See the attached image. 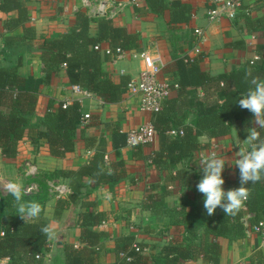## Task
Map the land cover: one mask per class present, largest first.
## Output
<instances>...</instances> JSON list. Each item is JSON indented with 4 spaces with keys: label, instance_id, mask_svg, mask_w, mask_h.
<instances>
[{
    "label": "trees",
    "instance_id": "16d2710c",
    "mask_svg": "<svg viewBox=\"0 0 264 264\" xmlns=\"http://www.w3.org/2000/svg\"><path fill=\"white\" fill-rule=\"evenodd\" d=\"M145 1L150 10L158 15L170 10V25L188 24L192 18L191 5L182 0ZM254 8L246 10L245 20L249 30L255 34V59L219 75L202 70L197 59L189 55L175 59L177 81L173 85L178 90V96L167 99L163 110L155 114L152 123L160 137V149L144 158L159 169L172 170L166 178L163 196L169 185L175 184L193 190L195 197L185 202L180 210L164 208L163 198L155 196L160 192V185H153V193L146 196V208L155 214L170 217L175 226L181 225V236L173 238L159 254L153 256L145 254L149 245L138 242L135 235L118 237L114 249L117 264H179L180 261L198 258H203L208 264H220L223 255L221 239L244 238L249 229L264 220V181L246 185L251 195L235 216H226L220 208L216 209L217 215L208 216L203 206L204 196L196 188L203 177L202 159L197 156L198 151L205 149L200 137L219 138L230 134L235 126L240 140H244L250 128L255 126L253 114L238 104L241 96L251 87L245 79V71L253 62L254 74L264 77V15L252 18ZM0 10L18 11L17 26H26L29 21L28 8L23 0H0ZM240 13L241 10L238 17ZM97 24V35L91 36V19L79 11L76 24L69 32L58 37H44L36 50L41 53L45 66V81L65 67L73 85L96 94L106 104H117L122 101L123 89L131 79L127 75L112 77L104 69L102 52L96 47H109L113 51L121 48L126 53H134L140 45L139 35L115 25L109 18L101 17ZM25 28L26 34L33 30ZM232 44L241 47L238 42ZM20 61L15 65L0 64L2 155L8 160L16 158L20 142L29 135L35 143L45 139L52 156L66 157L75 150L83 115L81 103L74 101L64 107V102H59L56 107L50 106L43 116H38L39 91L19 72ZM171 130L178 131V134L171 135ZM261 132L264 135V130ZM144 147H134L136 156L142 157ZM107 161L106 153L97 149L89 163L79 169L58 171V176L70 180L73 193L68 199L58 201L56 218L65 209H87L95 204L83 199L92 194L94 188L87 187L85 178L92 180L94 186L106 185L110 188H115L124 180V163H111L113 168L110 170ZM225 173H222L224 189L240 187L239 170L235 181H231ZM47 195L48 187L45 185L35 194L25 193L23 200L42 202ZM17 214L15 198L11 194L3 196L0 203V264L5 259L9 260L7 264H47L50 241L40 229L51 221L41 213L38 220L25 223ZM70 218L68 226L80 228L84 246L65 244L62 247V264H99L102 245L109 234L97 228L108 220V214L87 210L77 213L74 210ZM136 245L140 246V250L136 249Z\"/></svg>",
    "mask_w": 264,
    "mask_h": 264
},
{
    "label": "crops",
    "instance_id": "0c3cea01",
    "mask_svg": "<svg viewBox=\"0 0 264 264\" xmlns=\"http://www.w3.org/2000/svg\"><path fill=\"white\" fill-rule=\"evenodd\" d=\"M23 1L29 12L26 26L16 25L18 11L0 10V64L15 65L21 59L19 72L28 78L35 90L39 91L36 106L38 116H43L50 106L56 107L59 102L81 99L82 113H91L92 119L86 126L79 127L75 150L63 158L51 155L45 139L35 143L29 135L20 142L18 154L12 160L4 159L0 149L1 184L15 181L22 183L24 187L32 181L26 173L27 163L38 167L36 180L40 184L39 189L45 185L48 187L47 199L39 202L43 206L42 214L56 226L59 234L57 240L50 241L51 252L47 264L63 263L62 247L67 243H72L76 247L84 246L80 238V228L68 226L74 210L77 213L87 210L108 214V220L97 228L109 234V238L103 242L99 264H117L115 240L124 235H135L138 242L148 244L149 247L145 251L148 256L159 254L163 246L176 236H181L182 226H175L171 218L165 214H155L147 209L146 196L153 193V185H160V192L155 193V196L163 198L164 208L180 210L185 202L194 199L195 193L191 189L171 184L163 196L166 178L172 170L159 169L144 158L160 149L159 135L153 144L143 148L142 157L136 156L135 148L128 145L127 131L131 127L152 122L155 114L143 111L138 97L131 95L127 86L123 89L122 101L117 104H106L101 97L92 92L90 96L74 93L73 84L65 67L45 81L47 73L41 53L36 48L44 37L53 38L69 32L76 24V14L81 11L91 19V36L97 35V20L101 17L110 18L115 25L139 35L140 45L136 52L125 53L117 60L112 55L102 54L103 67L114 78L127 75L131 81H138L144 67L141 57L143 51L153 55L163 69L162 77L167 78L172 84L177 81L175 59L184 55L197 59L202 70L219 75L240 68L248 60L257 57L254 46L255 34L246 24L245 13L250 7H255L251 17L263 16L264 0H243V8L235 21L208 20L207 14L212 8L209 0H182L191 5L193 14L188 24L180 25H170V10L158 15L150 10L145 0H108L109 13L115 12L114 17L89 14L83 0ZM25 27L33 30L26 34ZM196 27H202L205 31L200 51L194 49ZM234 42H238L241 47L233 45ZM177 96L178 90L174 86L169 99ZM200 142L205 149L198 151L197 156L203 159L212 151L218 150L221 152L218 156L225 160L224 171L227 177L235 181L239 170L235 166L239 151L237 145L243 144L236 127H232L230 134L219 138L201 136ZM97 149L106 153L110 170L113 168L111 163L121 161L124 163L126 170L124 180L115 188H110L106 185L94 186L92 180L85 178L84 183L87 187L94 188L92 194L83 199L95 204L87 209H65L60 217L56 218L58 201L68 199L73 193L70 180L58 176V171L79 169L91 160L93 154H89L88 151L93 150L94 153ZM56 184L66 188L64 196L59 197L54 192L53 186ZM214 215H217V211ZM131 226H134V229H131ZM221 241L223 255L220 264H258L259 257L264 254L262 233L247 231L244 238ZM8 262L9 260L5 259L1 264ZM179 264L208 263L203 258H198L180 261Z\"/></svg>",
    "mask_w": 264,
    "mask_h": 264
},
{
    "label": "clouds",
    "instance_id": "9594fccd",
    "mask_svg": "<svg viewBox=\"0 0 264 264\" xmlns=\"http://www.w3.org/2000/svg\"><path fill=\"white\" fill-rule=\"evenodd\" d=\"M245 79L251 85L247 92L238 100L242 109H247L253 116L254 127L248 131L242 145H237L239 151L235 166L239 169L240 187L225 191V180L222 173L226 163L215 152L201 161L203 177L196 185L197 191L204 196V208L208 216L215 214L217 208L222 209L226 216H235L249 199L251 192L246 186L264 181V77L254 74V62L245 71ZM3 189L15 198L17 215L25 222L40 218L43 206L36 201H24L25 190L22 183L9 181ZM40 231L47 240L59 238L57 228L53 223L41 227Z\"/></svg>",
    "mask_w": 264,
    "mask_h": 264
},
{
    "label": "built area",
    "instance_id": "2783aa9c",
    "mask_svg": "<svg viewBox=\"0 0 264 264\" xmlns=\"http://www.w3.org/2000/svg\"><path fill=\"white\" fill-rule=\"evenodd\" d=\"M107 2L108 0H83V5L89 10V14L91 15H103L114 17L115 12L109 13ZM209 2L212 5V8L207 14L208 20L210 21H216L220 19H229L235 21L238 17L239 11L243 8V0H209ZM122 7L123 6L120 3V8L122 9ZM194 32V49L196 51H200V44L204 39L205 31L202 27H196ZM96 49L100 50L102 54L112 55L115 60L121 58L126 53L121 48H118L113 51L109 47L97 46ZM141 57L143 59L144 67L141 71L139 80L131 81L128 84L127 88L131 95L138 97L140 108L143 111L151 114H158L163 110L164 103L167 99H169L174 85L170 83L167 78L162 77L163 69L150 52L143 51L141 53ZM72 90L74 93H81L86 96L91 95L90 91L82 89L77 85H73ZM78 101L81 103L82 100L80 99ZM73 102L74 101L70 100L64 101V107L72 104ZM91 119V113H83L80 126H86L87 124H89ZM170 134L177 135L178 131L171 130ZM126 135L127 143L132 147H137L140 145H151L156 141V138L158 136L156 128L152 122H147L131 127L127 131ZM88 153L92 155L93 150H89ZM26 173L29 177L32 178V181H30L24 186L25 193L31 195L35 194L39 191L40 188V184L36 180L39 173L38 167L34 164L27 163ZM0 188L1 203L2 198L3 196H5L6 193L1 186ZM53 189L59 197L64 196L67 191L66 188L61 184L54 185ZM131 229H134V226H131ZM248 232L262 233L264 237V220L261 221L258 225L253 226L251 229L248 230ZM136 249L140 250V246L136 245Z\"/></svg>",
    "mask_w": 264,
    "mask_h": 264
},
{
    "label": "rangeland",
    "instance_id": "374dc122",
    "mask_svg": "<svg viewBox=\"0 0 264 264\" xmlns=\"http://www.w3.org/2000/svg\"><path fill=\"white\" fill-rule=\"evenodd\" d=\"M217 154H219V153H221V152H219L218 150H216L215 151ZM226 171H223V173H225ZM226 174V173H225ZM0 186L2 187V189H3V184H1V182H0ZM4 190V189H3ZM0 192H1V188H0ZM7 195V194H6ZM241 209H243L242 207H241ZM146 251V250H145ZM148 251V250H147ZM262 257V255L260 256V259L258 260V261H260V263H262V264H264V254H263V258H261Z\"/></svg>",
    "mask_w": 264,
    "mask_h": 264
}]
</instances>
